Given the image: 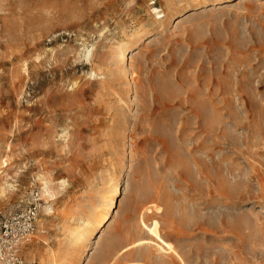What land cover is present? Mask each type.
Wrapping results in <instances>:
<instances>
[{"label":"rangeland","instance_id":"1","mask_svg":"<svg viewBox=\"0 0 264 264\" xmlns=\"http://www.w3.org/2000/svg\"><path fill=\"white\" fill-rule=\"evenodd\" d=\"M33 194L24 264H264V0H0V220Z\"/></svg>","mask_w":264,"mask_h":264},{"label":"built area","instance_id":"2","mask_svg":"<svg viewBox=\"0 0 264 264\" xmlns=\"http://www.w3.org/2000/svg\"><path fill=\"white\" fill-rule=\"evenodd\" d=\"M42 199L33 194L26 206L0 220V264H24L22 244L36 231Z\"/></svg>","mask_w":264,"mask_h":264},{"label":"bare ground","instance_id":"3","mask_svg":"<svg viewBox=\"0 0 264 264\" xmlns=\"http://www.w3.org/2000/svg\"><path fill=\"white\" fill-rule=\"evenodd\" d=\"M123 61H125V58L123 59ZM168 96V95H167ZM42 181V183H41V190H40V193H41V195L43 196V197H49L50 198V186L47 184V182H46V180H41ZM62 184H63V182L61 181L60 183H59V185L60 186H62ZM117 192H118V183H115V187H114V189H112L111 191H110V193H109V196H108V200H107V203L105 202V204H104V209H105V211H104V213H103V215H102V217H101V219L99 220V222H106L105 220L107 219V217H108V215L110 214V212L112 211L111 210V207L113 206V204H114V196L117 194ZM51 200V199H50ZM42 209V210H41ZM41 209H40V211H41V217H44V216H48L51 212H52V207L50 206V205H42V207H41ZM148 209V208H147ZM144 212V211H143ZM141 215H143V214H141ZM108 220V219H107ZM139 221V220H138ZM39 222V224H41V219H39V221H38V219H37V222H36V224ZM98 222V223H99ZM142 223H143V225L144 226H146L147 228H148V231L152 234V236H154L155 238H156V240H159L161 243H160V248H162V249H166V250H169V251H172V250H174L173 249V247H172V245L170 244V243H168V242H166V241H164L162 238H161V236H160V234H159V226H158V223L156 222V221H154V222H152V224L150 225V226H147L146 224H145V222L144 221H142ZM103 224L104 223H100V226H98L97 228L95 227L94 229H93V232H94V234L96 235L98 232H99V230L101 229V227L103 226ZM88 226V221H85V225H84V228H83V230L85 231V227H87ZM36 230H37V227H36ZM42 230L41 229H39V232H41ZM82 234L83 233H80V238L79 239H82ZM31 238V237H30ZM29 238V239H30ZM84 239V238H83ZM159 244V243H158ZM134 245H136V243L135 244H133L132 246H134ZM131 247V246H130ZM117 253V251H116V249H114V248H112V247H110V246H107L106 248H105V251L103 252V258H102V260H101V263L100 264H110L109 262H110V259H111V255L112 254H116ZM32 255H33V253L32 252H30V253H28L27 255H26V264H27V262L28 261H30V259L32 258Z\"/></svg>","mask_w":264,"mask_h":264}]
</instances>
